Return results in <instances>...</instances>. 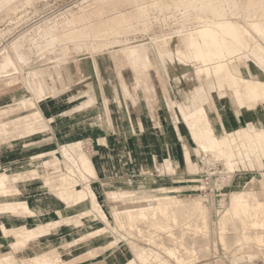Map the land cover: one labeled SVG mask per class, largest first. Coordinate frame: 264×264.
<instances>
[{"label": "bare ground", "instance_id": "obj_1", "mask_svg": "<svg viewBox=\"0 0 264 264\" xmlns=\"http://www.w3.org/2000/svg\"><path fill=\"white\" fill-rule=\"evenodd\" d=\"M108 1L101 0L103 4H107ZM135 1L138 3L140 10L149 9L147 2L140 5L139 2L143 0ZM154 1L157 3V0ZM0 6L3 5L0 4ZM256 7L253 0H246L245 2H242V0H191L189 3L183 4L184 10L187 12L190 10L198 11L202 15H199L200 18L191 27L177 29L164 35H148L146 38L144 37L145 39H135L133 41H129L127 36L118 35L122 33L118 32L115 36L108 38L103 48L102 46H94L91 43V49H108L111 47L114 49L112 51L114 60L120 61V59H124L138 71L145 72V75L149 72L150 49L158 54L162 65L167 70L171 66L173 68V64L176 62L186 66L192 64L194 70L189 75L190 77L203 78L210 89H216L219 82L227 91L231 90L233 92V96L241 108L247 107L249 110H253L259 103L264 102V80L258 77L260 73L256 70L257 67L259 72L263 74L259 76H264V20L247 15L248 11L250 12ZM206 13L209 15L203 16ZM237 15L242 17L240 21L233 19V16L236 17ZM76 16L75 14L68 16V20L62 25L63 31L59 30V25L53 24L54 18L45 21L41 20L43 18L40 21L36 19L38 22L34 23V29L32 30L34 36L32 35L31 38H28V35H24L9 45V48L1 50L2 53H0V77L9 76L10 68L16 71L20 70L23 82L27 88L26 91L17 90L18 101L0 107V235L4 234L5 239L2 238L3 241H7V244L11 243L15 247L28 242L31 238L34 239L23 252L18 253L21 256L23 255L24 264L64 263L68 261V259L64 258L65 255L72 254L83 241L99 235V232H89L81 235L72 242L66 243L62 248L63 253L59 256H52L51 252V254L48 253L49 251L43 254L36 253L45 244L51 250H60L53 246L52 241L43 238V236H35V232L37 233L39 229H50L51 232H54L56 230H52L54 227L56 228V225L69 222L70 227L80 228L84 226V220L90 218L91 212L89 210L86 209L89 212L78 214L79 216H76L77 219H74L73 222L70 219H73V216L71 217L72 212L85 210L86 204L83 202L88 198L87 196H91L103 217L105 219L108 218L105 211L106 206L99 199V189L88 178L89 175L97 178L98 173L93 159L84 151L83 140L60 144L55 150H59L62 153V158L54 151H34L33 153L36 156L29 157L33 161L40 158L43 160V166L47 168L57 167L59 168L58 170L63 169L61 163L65 160L67 162L65 172L59 171V173L52 175L47 168L41 170L35 166L26 170H18V166L3 165L4 162H16L18 159L13 158V153L17 151V145L13 143L14 139L22 141L20 149L23 151L36 150L43 143H53V135L49 137L40 136L47 131L53 132V129L51 126L52 119L44 116L39 103L46 98L56 97L62 92L69 90L70 87L66 84L64 77L66 75L63 71V67L68 66L69 59L63 58L62 48L57 47L50 52L55 53L57 51L60 55L55 57L59 62L58 65L57 62L54 63L55 60L53 59L47 63V59L45 60L46 62L44 61L45 63H39L40 66L32 67L28 62L30 57L25 54L26 52L24 53L26 50L23 51V48L28 40L32 41L47 37H51V44L60 41L62 45L68 47L67 44L70 37L84 34L82 30H68V25L70 22L75 21ZM89 31L93 33L95 38L102 35V32L97 31L94 27L89 28ZM177 41L179 44L176 47L174 44ZM82 43L78 42L76 45L80 46ZM149 45L152 48H149ZM27 51L30 55L35 53L33 49H27ZM52 62L55 65H52ZM250 64L256 66L255 68L253 67V70L257 73V76L247 78L243 72L247 71L246 67ZM78 68L80 69V67ZM73 75L72 71V77ZM147 79L149 80L150 78ZM9 81L6 83L10 85L11 81ZM127 82L129 81L121 78L119 83L122 84L124 94L129 96L131 92ZM27 92H31L32 96L28 95ZM144 94L149 97L146 93ZM192 98L193 104L191 106L177 103V107L191 132L198 156H202L205 161H208L210 160L208 156L211 154L215 161L222 160L227 173L230 174L228 176L229 179L233 173L241 170L240 161H242L244 166H247L246 163L248 162L249 167L262 168L264 158L263 123L258 121L257 125L248 123L249 125L243 128L231 132L225 131L224 134L218 135L204 107L206 101L213 98L212 93L207 92L204 87H200L198 88V94H195ZM96 101L97 97L94 93H87L81 102L74 105V110L92 106ZM149 105L151 104L149 103ZM35 135L40 137L24 141ZM100 142L103 144L105 140L101 139ZM20 159L22 158L18 160ZM187 161L188 166L191 168L198 165L192 159L189 149H187ZM155 162V168L159 170L157 158H155ZM9 167L10 170L8 171L7 168ZM168 168H172V166ZM2 169L5 171L3 172ZM79 171L80 179L87 181L85 182L86 186L82 188L76 185ZM223 173L220 187L226 184L227 174ZM39 181H41L40 185ZM203 184L206 188V184ZM136 193L135 191L122 193L123 198L130 194L129 197H137L132 204L124 207L119 205L113 207L114 214L120 223L119 226L126 228V231L129 229L131 233L136 230L135 233L138 232L141 236L159 245L171 257H176L181 264H193L199 253L197 251L198 246L197 248L195 247L198 242L196 241V236H199V234H202V236L204 234L205 236L207 234L206 229L209 224L207 222L209 210L207 201L209 194L206 196L196 195L191 199H185L167 194L157 195L146 192L135 195ZM113 194V198L119 196L117 193ZM226 209L225 217L221 219V223L219 220L222 231L220 232L221 240L223 242L226 240L225 233L230 229L234 230L237 242L248 243L247 241H249L250 243L251 240L257 246L262 245L263 247L264 191L253 189L235 191L232 194L231 205ZM53 213H56L57 216L60 214L63 219L54 221ZM31 221H35V223L32 224ZM110 227V229L115 228H112L111 225ZM129 230L127 232L130 233ZM105 231L103 230L101 233ZM207 231L209 232L208 229ZM193 233L195 237H193V241H190L192 243L196 241V243L195 245L190 244L192 246H187L190 235ZM146 238L143 239L145 240ZM2 243L0 239V248L4 245ZM109 244L111 245V243ZM104 246L87 247L83 252L93 254L95 250ZM182 246L187 250L184 252L189 253L188 255L185 256L184 252L181 253ZM30 248L33 249L34 255L24 257V253H30ZM139 248L141 249V258L146 264H151L150 260L152 258H158L159 264H171L168 259L160 258L157 255L154 257L145 248ZM86 253H83V255ZM18 254L12 249L5 252L0 251V264H20ZM96 254L98 253L96 252ZM129 260L130 257H127L126 264H132Z\"/></svg>", "mask_w": 264, "mask_h": 264}, {"label": "crops", "instance_id": "obj_2", "mask_svg": "<svg viewBox=\"0 0 264 264\" xmlns=\"http://www.w3.org/2000/svg\"><path fill=\"white\" fill-rule=\"evenodd\" d=\"M190 1L157 0L156 3L154 0H143L139 2L140 5L147 2L149 9L140 10L135 0H109L107 4L99 0L84 9L76 16L75 21L68 25L69 31L82 30L83 35L70 37L68 47L62 45L60 41L54 43L62 48V57L69 59V64L63 67V71L66 75L64 76L66 84L70 87L68 91L72 92V96L68 99L60 95L46 98L39 106L44 116L52 119V133L56 140H97L101 146V161L99 166L98 162L94 163L104 184H115L122 188L163 187L161 181L165 180L166 174L176 176V183L184 181L186 177L183 175L188 165L187 149L192 159L198 157V154L177 103L191 106L192 97L198 94L200 87H204L213 95V98L206 101L204 107L218 135L243 128L249 122L258 121L264 124V102L255 109L248 110L241 108L232 94L220 97L218 90L210 89L203 78L189 76L194 70L192 64L186 66L176 62L173 68L171 66L167 70L158 54L150 49L149 72L145 75V72L138 71L124 59L114 60L113 48L102 49L108 38L118 32H122L118 34L120 36L139 38L144 34L154 35L167 29L184 27V22L179 23L178 15L184 10L183 4ZM189 15L190 12L188 20L192 19ZM92 27L102 32V35L95 38L89 31ZM78 42L83 43L77 46ZM91 43L102 48L92 50ZM178 44L179 42H176L174 45L177 47ZM121 78L129 81L127 84L131 95L124 94L122 84L119 83ZM87 93L96 95V103L81 110H74V105L81 102ZM101 139L105 140L103 144L100 142ZM155 158L162 164L170 159L177 173H158ZM247 171L248 173L233 176L230 187L264 190V158L261 169ZM173 179L170 178V181ZM52 215L54 219L61 217L56 213ZM78 233L77 228L73 230L64 228L50 236V240L54 247L63 248L66 243L79 238L81 235L74 237ZM0 239L2 245L7 244L1 235ZM7 245L9 247V244ZM83 253L85 252L68 260H75V264H92L88 258L78 257Z\"/></svg>", "mask_w": 264, "mask_h": 264}, {"label": "rangeland", "instance_id": "obj_3", "mask_svg": "<svg viewBox=\"0 0 264 264\" xmlns=\"http://www.w3.org/2000/svg\"><path fill=\"white\" fill-rule=\"evenodd\" d=\"M7 1H8V3H6ZM7 1L5 2V0L4 1L0 0V4L4 6V7L0 6V33H1L0 34V51L4 50L5 48H9L10 47L9 45H11L14 41H16L17 39H19L20 37H22L24 35H28V38H31V36L34 34L32 31L34 29L33 25H34V23L38 22V20H36V19H39V21H40V19L43 18L41 20L45 21V20L54 18L53 24L59 25V28H60L59 30L63 31L64 29L62 28V25L66 20H68V16L73 15V14L79 15L81 12H83L84 9L89 8L90 5H94L99 0H88V1H86V0H7ZM245 1L246 0H242V2H245ZM253 1L255 2L257 7H256V9H254L250 12L248 11L247 15L250 17H252V16L259 17L260 19L264 20V9H263L264 0H253ZM3 2H5V3L3 4ZM5 4H7V5H5ZM189 12H190L189 16L192 17V19H190V20L187 19ZM189 12H187L186 10H183L178 15L179 23H180V21L184 22V27L180 26L179 28H175L173 30L167 29L163 32H156L154 35H164L166 33H172L173 31H175L177 29L179 30L181 28L193 26L194 23L200 18L199 15H201V14H199L198 11H194V10H191ZM197 14H199V15H197ZM207 15H209V14L206 13L203 16H207ZM241 18L242 17L240 15H237L236 17L233 16V19L236 21H240ZM1 30H3V31H1ZM154 35L152 34L150 36H154ZM145 36L147 37L148 35L144 34L142 37H139V38H136L133 36H127V37L129 38V41H133L135 39H145L146 38ZM57 47H59V45L54 44V43L51 44V37H47V38H40L38 40H32V41L28 40V42L26 43V46L23 48V51L26 50V51H24V53L26 52L25 54H27V56L30 57L28 62H29V65H32V67L40 66V64L45 63L46 62L45 60H47V59H48L47 63H49L50 60L53 59V60H55L54 63L57 62V65H58L59 62H58L57 58H55V57L56 56L58 57L60 55L57 53V51H55V53L50 52L51 50H53ZM149 48H152L151 45H149ZM27 49H33L35 51V53L30 55L28 53ZM0 53H2V51ZM51 54H53V55H51ZM54 63L52 65H55ZM253 67L255 68L256 66H254L253 64L252 65L250 64L246 67L247 71L243 72V74L247 78L257 76L256 75L257 73H255V71L253 70L254 69ZM12 69L13 68H10V71L8 72L10 74L9 76L0 77V107L5 106L9 103H13V102L18 101L19 100V97L17 95L18 89L22 90V91L27 90V88L25 87V84L23 82L20 70L16 71V70H14V69L12 70ZM256 70L258 73H260L259 75H263L261 72H259V69L257 67H256ZM6 75H8V74H6ZM259 75H258V77H260L261 79L264 80V76H259ZM6 78H7V80H5ZM7 81L10 82V85H9V83L8 84L6 83ZM215 90H218L220 97H225L228 95V93L230 96H231V94L233 96V92L231 90L227 91V89L224 88L221 84H219V82L217 83V87ZM27 94L32 96L31 92H27ZM59 95H60V97H62L64 99H68L70 96H72V92L71 91H65ZM72 98L75 99V97H72ZM233 98H234V96H233ZM243 108L248 109L247 107H243ZM249 123L253 124V125H257V122H249ZM247 125H249V124H247ZM39 135L32 136L30 138L25 139L24 141H27V140L29 141V140L35 139L37 137H40V136L49 137L50 135H53V133L47 131V132L43 133L42 135H40V136ZM79 140H82V139H72V140L68 141V140H63V139L56 140L55 138H53L52 144H48V142H47V143H43L36 150L23 151L20 149L22 141L14 139L13 143L15 145H17V147H16L17 151L13 153V158H18V159L22 158V159H20V160L17 159V161H19L18 163H17V161L16 162L15 161H13V162L9 161L10 163L7 161V163H6V162H4V160L6 161V159H4L3 165L6 164L7 166H13V167L18 166V170H26V169H29V168L35 167V166H37L41 170H44V168H47V167L42 165V161H43L42 159L39 158V159L34 160V161L29 159L30 156H36L33 153L34 151L35 152L36 151L37 152H42V151L53 152L54 151L57 155H59L62 158V153L59 150H55V149H57L60 146V144L66 143V141L72 142V141H79ZM83 142H84L83 148H84L85 153L87 152L86 154L89 155L95 163L98 162L97 166H99V162L101 161V159H100V157H101L100 156L101 146L98 145L97 140H95V141L83 140ZM201 158H202V156H198V157L194 158V161H196V164H198V165H195V167L192 166L193 169L187 165V169H186V171H184V175H183L186 178H184V181L182 183H176L177 182L175 179L176 176H169L168 174H166L167 177L165 178V180L161 181V184L163 185V187H159V186L158 187H149V186L145 187V186H143L140 188H134V187L125 186L122 188V187L116 186L115 184L114 185H107V184L102 183L104 181H102L99 178L100 177L99 174H98L97 178H95V176H90V175L88 176V174H87L89 180L91 179V183H93L99 189V199L106 206L105 211L108 215V218L105 219V217H103L102 213L99 212L100 210L97 209L98 207H96V203L92 200L91 196H87L88 198H86L85 201L83 202L86 204L85 210H82V212H77V213L72 214L71 217L73 216V219L72 218L70 219V221L73 222L74 219L75 220L77 219L76 216L78 217L81 213H84L87 210H89L91 212L90 218H86L84 220L85 221L84 226H82L80 228L70 227L71 226L70 222L67 224H59V225H56V228L54 227V229L52 230V231H54V230H56V231L51 232L50 229L47 230V229L41 228V230L39 229L37 233L35 232V236H43V238L50 240L51 239L50 236H52L55 232H58L64 228H69L70 230H73L75 228L79 229V233H81V234L78 233L74 237H79V235L87 234L89 232H92V233H98L99 232V235H97L95 237H91L87 241L86 240L83 241V243H81L78 246L79 248L77 250H75L72 254L65 255L64 256L65 259H68L74 255L76 256V255L82 253L87 247L92 248V247H99V246L105 245L103 248L95 250V253H93V254L85 252L86 254H84V255L82 254L78 257L80 259L88 258V260H91L92 264H126L127 263V257H130L129 261L132 264H146V262L141 258V249L139 248V247H141V248H145L147 250V252H149V254H151V255H154V257H156V255H157L160 258L168 259L171 262V264H181L180 261L176 259V257H171L167 252H165L161 247H159V245H156V243L150 241L148 238L141 236L138 232L135 233L136 230H133V233H135L133 235V233H131V231L129 229H127V231L129 230L130 233L126 231V228L119 226L120 223H119L116 215L114 214L115 212L113 210V207L116 205L124 207L126 205L132 204V202L136 200L135 198H137V197H135V198L129 197L131 194L127 195L123 198L122 193H124V192L130 193V192L135 191V192H137L135 195H140V194L146 193V192L157 194V195L167 194V195H175V196L182 197L185 199H191V198L195 197L196 195L206 196L209 194L208 195V201H207V206L209 209L208 210V216H207L208 217L207 222L209 224H208L207 229L209 230V232L206 229V232L208 235L207 234H205V236H204V234H203V236H202V234H199V236L197 235L196 241H198V242L195 245L196 241L194 243H192L193 237H195V234L193 233L190 235V239L188 240L189 243H187L188 245L186 244L187 246H192L194 244L196 248L198 246V248H197V251H199L198 258L193 261V264H206V263H208V264H264V249H261V248H264V245H263V247H262V245L257 246V244H255L251 240H250V243H249V241H247L248 243H246V242L239 243V242H237L234 230H230V229L228 232L225 233V239L226 240L223 242L221 240V233H220L222 231H221L220 225H219V220L221 223V219L225 217L224 215H225L226 210H227L226 208L231 205L232 194L235 191L250 189L249 187H247V188L241 187V188H237V189L230 187V182H231L233 176L240 175L243 173H248L247 170L255 171V170L261 169V167L256 168V167H249L248 165L244 166L242 161H240L241 170H238L235 173H233V175L229 179L228 176L230 174L227 173V169L225 168L224 162L222 160L215 161L213 155L210 154L208 156V158H210V160H208V161L218 162L220 164V167L222 168L223 172H225L227 174V175L225 174L227 178H226V182H225L226 184H225V187L223 190L227 193V197L223 200H220L219 197L215 196V193H211L209 191L208 192L199 191L200 187L205 188L204 184H202V186H201L198 183L199 178H200V174H197V173L200 171L199 165H200V162L202 160ZM66 163L67 162L65 160L62 161L61 164L63 166L62 167L63 169H60V170H58L59 168H57V167H48L47 169L49 170V172L52 175L59 173V171L65 172L66 168H67ZM158 166H159V170L156 169L158 173H163V172H166L169 174H176L177 173V170H176L175 166L172 164V161L170 159H167L164 164H162L158 161ZM171 166H172V168H168ZM7 169L9 171L10 167ZM194 169L196 172L193 171ZM14 170H15V168H14ZM2 171L4 172L5 170L2 169ZM79 175H80V171L78 174L79 178H77L78 182L76 185L80 188L85 187L86 186L85 182H87V181L80 179ZM177 177H179V176H177ZM170 178L171 179L174 178V179L172 181H170ZM169 182H171V184H168ZM40 184H41V181H39V185ZM145 185H148V184H145ZM179 186H182V187L180 188ZM205 189H207V187ZM259 191H264V190H259ZM113 193H117L119 196H117V194H116L117 197L113 198V196H114ZM112 194H113V196H112ZM110 196H112V197H110ZM89 211H87V212H89ZM100 213H101V215H100ZM62 219H63L62 217H59V218L55 219L54 221H56V220L59 221ZM31 223L34 224L35 221H31ZM110 225L112 226V228L113 227H115V228L110 229L111 228ZM104 228H106V229H104ZM100 229H101V231H103V230L104 231L106 230V231L104 233H101V231H99ZM206 236H208V237H206ZM1 237L3 239H5L4 234H1ZM202 237H204V238H202ZM143 238H146V239L144 240ZM16 239H17V237H16ZM147 240H149V241H147ZM190 240H192V241H190ZM33 241H34V239L31 238V240H29L28 242L22 243L21 245H18L17 247L11 245V243H9V247L7 244H5V245H3V247L0 248V251L5 252V251H9L12 249L16 254H18L19 252L20 253L23 252V250L25 248H27L28 245L31 244ZM50 241H52V240H50ZM114 242L116 245L114 244ZM226 242H227V244H226ZM109 243H111V245L113 244L114 246L113 245L111 246ZM252 243H253V245H252ZM190 244H192V245H190ZM246 244H247V246H246ZM40 248H39V250L36 251V253L43 254L44 252L49 251L48 253L51 252L52 256H59L61 253H63L62 248H58V249H60L59 251L57 249L51 250L50 247L46 244H45V246H42ZM185 250L186 249H184V247H183V249L181 248V253L184 252ZM32 251H33V249L30 248V250H29L30 253H24L25 254L24 257L27 255H34ZM96 252L98 254H96ZM188 254L189 253L184 252L185 256ZM251 255H254V256H251ZM20 256L21 255L18 254V260L20 261V264H24L25 260L23 259V255L21 257ZM158 261H159L158 258H152L150 260V263L151 264H159ZM58 264H75V260L72 259L71 261L68 260L64 263L60 262Z\"/></svg>", "mask_w": 264, "mask_h": 264}, {"label": "built area", "instance_id": "obj_4", "mask_svg": "<svg viewBox=\"0 0 264 264\" xmlns=\"http://www.w3.org/2000/svg\"><path fill=\"white\" fill-rule=\"evenodd\" d=\"M200 162V171L197 174H200L199 185L202 186L203 183L206 184L207 189H202L200 187L199 191L201 192H211L215 193L216 197H219L220 200H223L227 197V193L224 190V187H220V183L223 179V170L220 167L218 162H209L201 158Z\"/></svg>", "mask_w": 264, "mask_h": 264}]
</instances>
